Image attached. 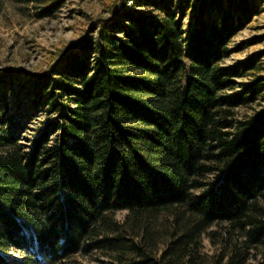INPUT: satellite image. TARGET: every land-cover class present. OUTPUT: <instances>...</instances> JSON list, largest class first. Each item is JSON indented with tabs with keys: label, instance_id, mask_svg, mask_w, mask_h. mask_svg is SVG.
Segmentation results:
<instances>
[{
	"label": "trees",
	"instance_id": "obj_1",
	"mask_svg": "<svg viewBox=\"0 0 264 264\" xmlns=\"http://www.w3.org/2000/svg\"><path fill=\"white\" fill-rule=\"evenodd\" d=\"M131 1L49 71H0V264H213L204 238L264 264L263 53L223 64L264 0Z\"/></svg>",
	"mask_w": 264,
	"mask_h": 264
},
{
	"label": "rangeland",
	"instance_id": "obj_2",
	"mask_svg": "<svg viewBox=\"0 0 264 264\" xmlns=\"http://www.w3.org/2000/svg\"><path fill=\"white\" fill-rule=\"evenodd\" d=\"M121 1L66 0L50 16H41V9L33 1H0V71L18 70L25 74L49 71L64 52L81 50L87 37L97 39L98 26L114 18L117 11L123 10ZM230 48L234 52L223 61L224 65L232 66L257 53H263L261 64L264 65V11L235 35ZM21 109L25 111L26 105ZM15 111L16 108L12 107L10 114ZM246 112L242 110L240 115ZM47 121L43 114H38L28 124L22 142L37 136ZM124 216L125 212H117L119 219ZM203 241L204 252L210 256V263L214 264L219 258L222 244L214 243L210 238ZM63 264H112V260L100 252H93L89 255L79 254Z\"/></svg>",
	"mask_w": 264,
	"mask_h": 264
},
{
	"label": "built area",
	"instance_id": "obj_3",
	"mask_svg": "<svg viewBox=\"0 0 264 264\" xmlns=\"http://www.w3.org/2000/svg\"><path fill=\"white\" fill-rule=\"evenodd\" d=\"M129 4H130L131 6H133V5H132V1H130Z\"/></svg>",
	"mask_w": 264,
	"mask_h": 264
}]
</instances>
